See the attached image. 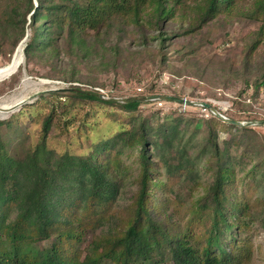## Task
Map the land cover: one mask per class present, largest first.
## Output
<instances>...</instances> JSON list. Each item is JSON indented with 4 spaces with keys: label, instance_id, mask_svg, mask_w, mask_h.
I'll return each instance as SVG.
<instances>
[{
    "label": "trees",
    "instance_id": "trees-1",
    "mask_svg": "<svg viewBox=\"0 0 264 264\" xmlns=\"http://www.w3.org/2000/svg\"><path fill=\"white\" fill-rule=\"evenodd\" d=\"M33 1L11 0L0 21L1 37L19 34L12 49L24 34L26 16L32 13L26 59L56 56L60 41L69 47L73 44L82 59L94 49L89 44L91 34L98 44L116 27L134 28L140 46L156 43L161 64L179 55L180 49L165 51L169 37L162 24L173 21L182 0H35L34 9ZM240 1L203 0L195 22H189L181 33H192L219 14L232 15ZM263 4L264 0H257V10H263ZM263 85L264 76L253 84L254 91ZM76 92L80 100L116 103L90 91ZM46 100L41 98L37 104ZM141 100L132 98L117 105L130 114L128 124L86 157L60 154L48 146L56 102L48 114L37 118L39 138L33 145L25 143L21 113L0 121V264H244L251 250L239 231L246 227L243 217L249 206L246 194L237 196L236 182L241 177L245 184L257 183V169L264 157L249 169L238 170L240 161L231 156L229 148L239 144L240 136L232 135L221 149L210 127L201 153L190 157L179 138L181 130L194 134L205 122L174 118L153 127L150 120L136 117ZM238 130L256 135L251 128ZM126 150L136 151L137 173L132 178L136 190L127 207L120 208L117 202L128 176L120 156ZM201 160L211 180L191 206L186 224L179 225L163 211L153 216L154 209L168 207L169 198L162 194L159 202L152 200L151 190L165 188L169 179L177 177L199 182ZM158 166L166 182L159 180ZM127 208L129 213L122 218L119 212ZM261 220L264 228V217ZM88 229L93 239L83 257L76 245ZM97 229L101 233L96 236ZM46 242L51 244L41 247Z\"/></svg>",
    "mask_w": 264,
    "mask_h": 264
},
{
    "label": "rangeland",
    "instance_id": "rangeland-1",
    "mask_svg": "<svg viewBox=\"0 0 264 264\" xmlns=\"http://www.w3.org/2000/svg\"><path fill=\"white\" fill-rule=\"evenodd\" d=\"M9 3L11 0H0V21ZM202 3L203 0H182L175 9L173 21L162 24L165 37H169L165 51L180 49L179 55L171 56L165 64H161L156 43L150 41L148 46H140L139 34L132 27L125 30L116 27L98 44L91 34L89 44L94 49L82 59L72 49L73 44L69 47L62 41L56 56L26 59L24 48L33 32L32 13L28 14L24 34L12 49L11 43L18 38V32L10 33V37L0 36V68L11 62L17 50L21 56L17 70L0 81V121H8L21 113L25 143L33 145L39 138L37 118L48 114L52 102H56L48 146L60 154L86 157L94 153L97 145L115 135L122 125L128 124L130 114L122 112L117 105L139 98L142 100L136 117L150 120L153 127L174 118L205 122L203 128L194 134L181 130L179 138L190 157L195 158L201 153L209 127L217 135L221 149L232 135L240 136L239 144L232 145L229 152L240 161L238 170L240 167L249 169L264 157V85L257 91L253 89V84L264 76V8L257 10V0H243L235 5L232 15L219 14L192 33L182 34L189 22H195ZM33 4L34 9L37 6L35 0ZM254 42H257L256 48L248 55L247 51ZM78 90L99 94L101 99L116 103L80 100ZM165 96H176L189 103L165 101ZM149 97L158 99L148 100ZM41 98L48 100L40 101L38 105ZM159 102L162 106L156 104ZM203 103L210 107H204ZM238 128H251L256 135L241 134ZM188 129L192 130V127L188 126ZM120 159L128 176L117 205L126 208L131 193L136 190L132 182L137 173L136 151L126 150ZM201 164L202 160L198 165L199 182L192 184L177 177L169 179L165 188L151 190L152 200L159 202L162 194L169 198L168 207L154 209L153 216L163 211L173 216L179 225L186 224L191 206L211 180ZM163 171L158 166V178L166 182ZM256 176L257 183L245 184L247 181L241 177L236 182L237 196L246 194L249 206V213L243 217L246 227L243 232L239 231V236L248 240L251 250L244 264H264V228L261 225L264 217V162L258 166ZM128 208L119 212L122 218L129 213ZM100 231L96 230V236ZM92 233V230H86L85 238L76 245L83 251V257L88 255L85 249L93 239ZM50 244L46 242L41 247Z\"/></svg>",
    "mask_w": 264,
    "mask_h": 264
},
{
    "label": "bare ground",
    "instance_id": "bare-ground-1",
    "mask_svg": "<svg viewBox=\"0 0 264 264\" xmlns=\"http://www.w3.org/2000/svg\"><path fill=\"white\" fill-rule=\"evenodd\" d=\"M21 64V56L19 50H17L11 60V62L4 68H0V81L6 79L13 74L19 65Z\"/></svg>",
    "mask_w": 264,
    "mask_h": 264
},
{
    "label": "water",
    "instance_id": "water-1",
    "mask_svg": "<svg viewBox=\"0 0 264 264\" xmlns=\"http://www.w3.org/2000/svg\"><path fill=\"white\" fill-rule=\"evenodd\" d=\"M100 97V96H99ZM165 101H170V102H175V103H189V101L185 100V99H180V98H177V97H172V96H165L163 97ZM158 99L157 97H149L148 100H156ZM204 107L206 108H209L210 105L209 104H205L203 103L202 104ZM237 124V123H235ZM248 125H251V124H248Z\"/></svg>",
    "mask_w": 264,
    "mask_h": 264
},
{
    "label": "built area",
    "instance_id": "built-area-1",
    "mask_svg": "<svg viewBox=\"0 0 264 264\" xmlns=\"http://www.w3.org/2000/svg\"><path fill=\"white\" fill-rule=\"evenodd\" d=\"M158 106H162V103H156ZM203 110H205L206 111V109L204 108Z\"/></svg>",
    "mask_w": 264,
    "mask_h": 264
}]
</instances>
